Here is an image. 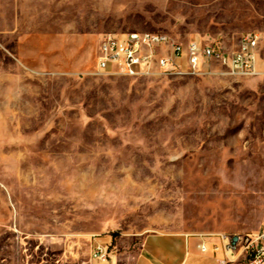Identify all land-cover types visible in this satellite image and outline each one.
<instances>
[{"label":"rangeland","instance_id":"374dc122","mask_svg":"<svg viewBox=\"0 0 264 264\" xmlns=\"http://www.w3.org/2000/svg\"><path fill=\"white\" fill-rule=\"evenodd\" d=\"M134 31L233 52L264 42V0H0V264H101L106 237L136 264L152 236L264 231V69L97 73L102 38Z\"/></svg>","mask_w":264,"mask_h":264},{"label":"built area","instance_id":"2783aa9c","mask_svg":"<svg viewBox=\"0 0 264 264\" xmlns=\"http://www.w3.org/2000/svg\"><path fill=\"white\" fill-rule=\"evenodd\" d=\"M259 34L246 35L233 52L223 51L199 38L183 43L165 33L127 32L106 34L100 43L97 73L148 77L157 74L200 75L212 60L234 74L256 76L259 68ZM201 253H215L220 264H264V231L197 234ZM114 245L97 238L92 257L101 264H118Z\"/></svg>","mask_w":264,"mask_h":264},{"label":"crops","instance_id":"0c3cea01","mask_svg":"<svg viewBox=\"0 0 264 264\" xmlns=\"http://www.w3.org/2000/svg\"><path fill=\"white\" fill-rule=\"evenodd\" d=\"M19 6V0H15ZM27 35V41L29 40ZM25 40V37L23 38ZM259 68L264 69V42L259 44ZM110 242L108 237L101 239ZM200 239L197 236L190 238H166L161 236H152L147 239L145 249L141 254L139 261L143 259L144 264H188L192 251L201 255H206L209 259L206 262L195 261L194 264H220L215 253L203 254L199 248ZM116 257V256H115ZM118 263V258H115Z\"/></svg>","mask_w":264,"mask_h":264}]
</instances>
